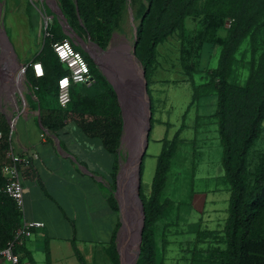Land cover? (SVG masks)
<instances>
[{
  "label": "trees",
  "instance_id": "1",
  "mask_svg": "<svg viewBox=\"0 0 264 264\" xmlns=\"http://www.w3.org/2000/svg\"><path fill=\"white\" fill-rule=\"evenodd\" d=\"M40 1L44 4L46 12L48 7L52 10L51 13L47 12V15H53L54 18L57 14L66 29H69L63 16L64 12L72 28L78 33L87 34L103 48L108 45L117 19L129 2L60 0V5L59 0ZM188 17H198L201 22L197 49L204 52L207 44L220 47L217 65L209 69L205 82L196 83L193 66L185 67L190 76L188 81L193 87L188 109L195 102H199L202 95L215 93L216 109L210 116L218 125L223 147L222 164L225 177L230 183L227 216L219 230L221 237L216 235L210 238L205 234L197 238L198 243L206 246L199 249L196 243V246L189 250L191 253L189 264H264V145L256 159L252 155L258 145L257 140L264 132V36L262 43L258 44L259 36L264 34V0H146L136 25L135 55L146 72L153 113L151 129L154 125L155 108L150 84L157 62L158 46L178 33L182 38L181 50L184 53L187 48L184 41ZM224 26L226 32L223 36L214 41L205 39L207 33L215 34ZM47 31L48 35L44 38L42 48L27 65L26 70V76L37 95L42 126L61 133L67 123L74 121L75 126L86 136L100 138L112 156L111 174L115 179L118 167L117 147L123 127L117 93L90 55L74 43L87 58L93 81L73 84L71 101L66 107H62L58 103V79L68 72V68L58 58L53 44L69 36L57 23ZM247 38L250 39L251 46L249 72L245 81L240 83L233 81L231 75L237 62L236 54ZM78 39L92 51L101 67L115 83L116 79L108 73L111 65L90 47L96 44L86 42L80 37ZM0 43L6 53L0 58V68L6 64L10 72L16 71L19 83L26 90L23 66L18 67L16 55L5 34L0 37ZM34 62L42 63L43 75L35 74L32 65ZM184 126L182 123L172 138L165 137L162 140L148 195L142 186L145 156L142 159L140 197L145 220L141 251L136 264H164L163 257L161 259L158 257L159 245L155 226L173 203L172 199H163L162 196L171 160L177 153L180 132ZM9 132L7 118L0 111V249L14 239L17 228L22 224L21 210L14 199L3 191L7 179L2 169L4 161L7 160L6 152L12 145ZM150 134L149 131V138ZM22 170L23 175L27 174L30 171L29 165H23ZM108 200L112 210H119L118 202L109 190ZM120 224L118 222L111 242L106 248L114 264H120L115 241ZM19 247L21 245H17L15 251Z\"/></svg>",
  "mask_w": 264,
  "mask_h": 264
},
{
  "label": "rangeland",
  "instance_id": "2",
  "mask_svg": "<svg viewBox=\"0 0 264 264\" xmlns=\"http://www.w3.org/2000/svg\"><path fill=\"white\" fill-rule=\"evenodd\" d=\"M144 4H146V0H130L127 2L122 14L117 19V24L108 45L104 48L101 47V49L106 50L113 44L110 51L118 53L115 61L106 58L111 66H117L122 62V64H126L127 58L132 57L135 26L139 22L140 12ZM46 6L49 5L46 4ZM47 12H52L50 7H48ZM47 12L40 0H0V36L4 33V29L16 55L18 67L27 66L34 59L42 48L44 38L48 35L47 30L54 23L62 26L57 14L52 20H49ZM226 26L219 29L215 34L212 32L207 33L205 39L214 41L223 36L226 32ZM73 30L86 42L90 41L87 34L78 33L75 28ZM63 31L66 35H69L65 29ZM200 31V19L198 17H188L184 41L187 48L184 53L181 50V36L178 33L170 36L158 46L157 62L151 76L150 90L153 94L152 100L155 108L154 125L150 130L149 143L144 154L142 176L143 190L147 195L151 190L157 156L163 144L162 140L165 137L172 138L180 125L185 124L180 132L177 153L171 160V167L162 196L163 199H172L173 203L165 216L155 226L159 245L158 257L160 259L163 257L164 264H189L191 256L189 250L194 248L196 243V247L199 249L206 246L203 243H198L197 238L205 234H208L210 238H214L216 235L221 237L219 230L223 226L229 205L230 183L225 177L222 164L223 147L218 125L210 116L216 109L217 99L215 93L202 95L199 102H195L188 109L192 100L193 87L191 82L188 81L190 76L187 73L186 66H193L192 70H194L196 83H203L206 81L209 69L217 65L220 50L219 46L212 47L208 44L204 52L197 49L196 45L199 43ZM263 36L264 34L259 36L258 44L262 43ZM70 37L76 45H79L90 55L98 69L104 74L105 70L92 51L89 48V50H86L76 35ZM250 49V39L247 38L236 54L237 62L231 75L233 81L240 83L245 81L249 72ZM26 70L27 68L24 71L25 76ZM7 71V68H3L2 73L0 70V87L4 83L3 78ZM105 77L107 78L106 75ZM107 80L112 84L108 78ZM26 84V90L23 89L21 83L19 89L15 84L10 86L11 91H8L7 87L4 90L0 89V111L6 116L10 130L11 125L14 124L13 132H9L13 142L16 139L17 120L20 115L29 114L36 119H40L41 109L37 95L27 76ZM11 92L18 95V108L11 104ZM22 93L27 99L26 106L23 103ZM11 119L14 120L13 123ZM69 123L72 126L71 136L76 138L79 132L73 128L75 122L71 121ZM69 123H67L68 126ZM67 125L66 128H69ZM61 133L51 131L45 127L42 130V137L46 141H54L56 144L58 156L61 155V152L65 154L62 147H65L67 137L63 135V132ZM123 134L122 127L117 147L118 167L115 179L111 174L113 162L110 153L105 148L102 152L95 141L91 144L86 143L91 145L87 147L90 152L88 166L99 171L95 172L94 178L104 187L107 194L109 190V193L113 194L115 198L123 172L127 166H133L136 149L140 142V133L138 134V140L134 133L132 137L122 139ZM257 144L252 154L254 159L258 157L260 149L264 145V132L257 140ZM73 155L78 157L77 153ZM7 161L8 158L4 162ZM80 171L83 172V169H80ZM45 194L46 198L49 199V187L47 185L45 186ZM114 216L117 218L116 227L118 222L121 223L120 211L113 210V213L109 216L110 227L114 225ZM42 230L40 249L34 250L33 256L27 253L24 254L21 258L22 264H114L110 259L106 260L102 253L97 250L98 243L83 238L79 233V229L76 237H68L69 239L62 235L63 231L59 232V228L55 232L51 225L44 227ZM101 237L105 239L106 236L102 234ZM122 250L123 247H121V253ZM130 251L131 249L127 248L122 256L123 264H133V257L128 255Z\"/></svg>",
  "mask_w": 264,
  "mask_h": 264
},
{
  "label": "crops",
  "instance_id": "3",
  "mask_svg": "<svg viewBox=\"0 0 264 264\" xmlns=\"http://www.w3.org/2000/svg\"><path fill=\"white\" fill-rule=\"evenodd\" d=\"M3 35L4 33L1 36ZM12 73L18 74L16 71ZM68 127L70 129L65 126L61 130L67 137L65 147H62L65 154L60 151L61 155L58 156L54 141H46L42 137L43 126L39 119L22 114L17 120L16 139L14 142L12 140L14 152L20 156L33 152L38 154L35 158L31 157L28 164L30 171L23 175L22 222L40 220L45 223L43 227L32 228L20 244L21 247L15 251L20 258V264L24 254L33 256L34 250L40 249L42 229L48 225L55 232L59 228V232L63 231L62 235L67 238L76 237L79 229L83 238L98 243L97 250L106 260L110 259L106 248L113 237L117 218L113 217L114 225L110 227L109 216L113 210L107 191L94 178L95 172L99 171L88 166L90 152L87 147L91 145L86 143L95 141L102 152L105 147L100 138L86 136L75 125L73 128L78 130L79 135L72 137L70 123ZM75 153L78 157L73 155ZM46 185L49 187V199L45 196ZM102 234H105V239L101 237ZM1 264L11 262L2 258Z\"/></svg>",
  "mask_w": 264,
  "mask_h": 264
},
{
  "label": "water",
  "instance_id": "4",
  "mask_svg": "<svg viewBox=\"0 0 264 264\" xmlns=\"http://www.w3.org/2000/svg\"><path fill=\"white\" fill-rule=\"evenodd\" d=\"M63 16L69 28V29H66L65 24L59 18L60 23L63 26V29H65V31L67 32V34H69V36L76 35L79 38L77 33L74 32L73 28L67 21V18L65 17L64 13H63ZM136 32L137 31H136V26H135V38L132 43L131 53H132V60L139 68V71L137 72L136 70L132 69V67H126V64H122V63L117 64V66L112 65L111 67H109L108 73L114 79L118 81L117 82L116 80H114L115 83L112 81L111 77H109L107 73L104 71V74L107 76L109 81L112 83L117 93L119 105L121 108L122 117H123V132H124V134L122 135V139H124L125 137H128V138L132 137L133 133L137 137L138 134L140 133L139 131L143 125V120H144V117H143V112L145 109L144 97H146L147 112H148L145 129L143 133V136H144L143 144L140 148L137 164L135 167L134 187L133 188L130 187V184L132 181L131 180L132 179V172H131L132 166L129 165L130 167L127 166L125 171L122 174V180L120 181V185L118 186L117 192H116V198H117L118 205H119L120 221H121V226L119 227L117 237H116V242H117L116 246H117V250L119 253V259H120L121 264H123L122 253L120 249L122 242L124 243L125 246L131 249L128 255L131 257L133 256V259H134L133 264L137 263V259L141 251L142 233H143L144 220H145L143 202L140 197L141 162H142V159L144 157V154L147 150L148 143H149V131L151 129V116H152L151 99H150L148 88H147L146 72L143 66L141 65V62L137 59L135 55ZM4 34L6 35L5 30H4ZM89 40L93 42L94 44L98 45L90 37H89ZM81 44L86 50H89L88 48L85 47L83 42H81ZM99 47L101 48V46ZM5 54H6L5 51L1 47L0 48V58H3ZM26 68L27 66H23V71H25ZM138 75H139V78L141 77L142 81H139ZM118 84H119V88H117ZM40 124L42 125L41 121H40ZM132 249H135V250H132Z\"/></svg>",
  "mask_w": 264,
  "mask_h": 264
},
{
  "label": "built area",
  "instance_id": "5",
  "mask_svg": "<svg viewBox=\"0 0 264 264\" xmlns=\"http://www.w3.org/2000/svg\"><path fill=\"white\" fill-rule=\"evenodd\" d=\"M53 48L60 61L68 68V72L58 79V103L62 107H66L71 101V86L73 84L92 82L93 75L87 58L83 52L75 46L70 36L55 42ZM32 65L37 76L43 75L44 69L41 62H34ZM13 128L14 124L11 125L10 133L13 132ZM10 140H12L11 135ZM6 156L8 161L3 164L2 170L7 182L3 187V191L14 199L17 207L22 211L24 208L22 166L28 165L31 157L35 158L38 154L33 152L20 156L14 152L11 145V148L6 152ZM44 225L45 223L40 220L23 221L17 228L14 239L11 240L6 247L0 249V264L2 258L8 259L11 264H18L19 256L15 252L16 246L24 242L25 236L32 228L43 227Z\"/></svg>",
  "mask_w": 264,
  "mask_h": 264
},
{
  "label": "bare ground",
  "instance_id": "6",
  "mask_svg": "<svg viewBox=\"0 0 264 264\" xmlns=\"http://www.w3.org/2000/svg\"><path fill=\"white\" fill-rule=\"evenodd\" d=\"M51 1H54V0H51ZM50 20L53 19V15H50ZM9 42V40H8ZM10 44V42H9ZM92 50H94L95 52L99 53L105 60L106 58H110V59H114L117 60V54L118 53H115V51H110V50H103L101 49L98 45H91L90 46ZM118 63V62H117ZM123 63V62H122ZM126 63V67H132V69L136 70L137 72L139 71V68L137 67V65L133 62L132 60V57L130 58H127V61L125 62ZM3 68H7V65L6 64H3L0 68L1 70V73H2V69ZM8 76V77H7ZM138 78H139V75H138ZM3 85L1 86V90H4L5 87H7V90L8 91H11L10 89V86L12 84H15L17 85L18 89L20 88V83H19V75L18 74H15V73H12L9 71H7L5 77L3 78ZM139 81H142L141 77L139 78ZM7 83H10V84H7ZM21 91V90H20ZM22 98H23V103L25 104V106L27 105V99L25 97V95L22 93L21 94ZM18 95L14 94L11 92V97H10V101H11V104L14 105L16 108H18ZM145 99V109H144V112H143V117H144V120H143V125L140 129V142L137 146V149H136V155H135V160L133 162V166H132V169H131V172H132V181H131V184H130V187L133 188L134 187V176H135V167H136V164H137V160H138V156H139V151H140V148L143 144V139H144V136H143V133H144V129H145V124H146V119H147V101H146V97H144ZM14 120L11 119V122H13ZM138 138V136H137ZM133 170V171H132ZM121 247H123V250H122V256L125 254L126 252V249L128 248L127 246L124 245V243L122 242L121 243ZM121 249V248H120ZM132 250H135V249H132ZM124 252V253H123ZM133 257V256H132Z\"/></svg>",
  "mask_w": 264,
  "mask_h": 264
},
{
  "label": "clouds",
  "instance_id": "7",
  "mask_svg": "<svg viewBox=\"0 0 264 264\" xmlns=\"http://www.w3.org/2000/svg\"><path fill=\"white\" fill-rule=\"evenodd\" d=\"M31 63V62H30Z\"/></svg>",
  "mask_w": 264,
  "mask_h": 264
}]
</instances>
